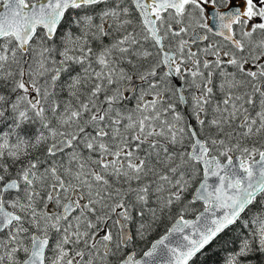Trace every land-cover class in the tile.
<instances>
[{
  "label": "rangeland",
  "instance_id": "1",
  "mask_svg": "<svg viewBox=\"0 0 264 264\" xmlns=\"http://www.w3.org/2000/svg\"><path fill=\"white\" fill-rule=\"evenodd\" d=\"M128 5L127 0H115L113 8L104 10L106 14L92 16L89 9L80 7L68 14L52 40L44 31L36 34L20 63L17 81H13L18 87L16 96H0V204L21 217L20 222L0 233V264H21L29 252L27 201L35 196L28 186V171L37 177L32 183L34 188L47 187L48 200L53 188L58 191L59 202L74 190L81 192L88 203L79 213L81 225H87L85 219L97 226L111 218L109 229L114 236L118 235L116 217L123 219L132 227L134 248L144 245L159 222L168 218L172 203L180 206H174L179 210L191 209L186 195L196 187L193 183L199 165L188 156L192 139L187 119L174 105L179 103L177 94L173 103L156 102V94L162 93L167 84L161 77L154 46ZM199 9L192 7L185 17L169 15L175 25L182 27L178 35L184 37L190 26H199ZM256 45L260 49L252 74L241 65V71H246L243 75L253 80L240 81L241 74L230 72V77L238 73V81L233 80L236 88L216 80L214 91L199 78L202 70L192 69L189 103L194 108V119L197 112L202 113L197 119L200 136L211 154L222 161L233 153L251 161L264 150V94L259 89L264 77V64H260L264 39ZM16 50L18 46H3L1 62L9 59L15 63ZM176 51V61L189 52L181 44L176 45ZM140 61L144 72L158 68L155 79H149L150 89L144 88L153 101L139 98L131 104L132 111H124L117 103L130 104L121 102L119 94L124 96L125 81L141 68ZM27 122V126L34 124L40 129L37 140L46 151L62 138L71 144L64 157H54L45 173L36 163H30L33 147H29L24 133L17 132L16 127ZM8 128L11 132L6 131ZM22 161L25 165L16 166ZM12 177L19 179L21 191L3 193L2 186ZM44 180L46 184L41 182ZM257 207L239 220L238 249L226 255L221 264H250L240 256L264 253V193ZM45 219L46 236L50 238L46 264H104L107 240L95 242V254L90 255L85 234L76 228L77 218L63 223L61 214L47 213ZM55 219L61 226L50 222ZM119 247L118 235L113 259L120 257Z\"/></svg>",
  "mask_w": 264,
  "mask_h": 264
},
{
  "label": "water",
  "instance_id": "2",
  "mask_svg": "<svg viewBox=\"0 0 264 264\" xmlns=\"http://www.w3.org/2000/svg\"><path fill=\"white\" fill-rule=\"evenodd\" d=\"M99 1L39 0L25 4V0H4L0 3V40L13 37L18 48L25 53L37 29H43L47 38L52 39L68 9L80 5H91ZM131 1L150 36L161 50L165 72L174 77L170 63L171 54L162 48V40L156 32L150 7L154 5L159 10L171 8L179 12L183 6V0ZM231 10H224L223 13L208 11L211 16V25L215 24L224 29L225 23H219L221 14L226 16ZM198 39L195 36L192 38V40ZM139 83L140 78H133L123 91L126 95L130 94ZM176 86L180 104L185 107L186 95L183 84L176 81ZM260 91L264 94V79L260 84ZM189 131L193 143L188 156L199 164L202 170V178L192 193L191 201L202 204L204 209L192 218L182 216L176 218L167 232L154 240L139 257L134 258L135 253L129 252L119 264H188L221 233L231 227L253 200L264 192V151H261L258 158L249 164L236 154H230L227 160L221 161L216 156L210 155L206 142L199 137L191 122ZM69 147L68 139L63 138L50 147V153L56 154ZM27 174V178L30 179V172ZM18 189L19 183L16 179L8 180L2 186V191L5 193L17 192ZM73 210L72 201H68L62 209L63 216L69 217ZM17 219L16 214L2 205L0 233ZM118 228L120 243L126 246L132 238L131 229L122 221L118 222ZM46 244V239L36 238L35 240L34 236L31 255L22 264H45Z\"/></svg>",
  "mask_w": 264,
  "mask_h": 264
},
{
  "label": "flooded vegetation",
  "instance_id": "3",
  "mask_svg": "<svg viewBox=\"0 0 264 264\" xmlns=\"http://www.w3.org/2000/svg\"><path fill=\"white\" fill-rule=\"evenodd\" d=\"M39 0H25V3H32L37 2ZM115 0L108 1V0H100L92 5H85V6H76L73 9L67 11L62 21V24L65 22L66 17L70 12L78 10L80 7L85 9H89L88 14L90 16L100 14L101 12H105V9L113 8ZM128 8L131 10L132 14L134 15V19L140 24L141 28L143 29L145 35L147 36V40L153 44L154 50L157 53V59L159 62V66L161 69V77L165 80L167 86L162 89V93H157L155 100L156 102H164L168 100L167 94L171 95V98H175V94H177V86L176 81L183 84L184 93L186 95V106L182 107L183 114L186 115L187 122L191 121L192 123L195 122L197 119H201V114L197 112V119H194V109L190 108V92L189 90L192 84L190 83V78L194 73L192 69L197 68L201 69L202 72L199 74V78H203V84L209 86L212 90H214V82H224V85H235L234 81H238V73L241 74L240 81H252L253 79L246 78L243 73L244 70L241 71V65L244 64L249 71V75L252 74L254 71L253 69L256 68L254 66L255 56L259 52L260 46L256 45V41H261L264 39V0H183V6L179 12L175 11L171 8H165L159 10L156 6L152 5L150 7V12L154 17L155 28L158 36L161 37L162 40V48L164 51L171 54V61L172 64V72L174 77L169 76L165 72V67L163 65V57L161 54V50L150 36L149 32L147 31L145 25L143 24L138 12L135 10L133 3L131 0H127ZM199 6V13L201 11V18L200 24L198 27L190 26L188 28L187 33L185 36L178 35L182 27L181 25H175V21L169 16L173 15L174 17H185L188 11L192 10V7ZM232 9L228 14L225 16L223 14L221 19L219 20L220 24H224V29L219 28L217 25H211L210 18L211 16L208 14V11H218L219 13H223L224 10ZM215 13V12H214ZM217 13V12H216ZM213 21V20H212ZM214 22V21H213ZM229 23V24H227ZM60 25V27L62 26ZM218 24V25H220ZM59 27V28H60ZM178 37L177 39L175 37ZM198 37V40H192L193 37ZM47 38V37H46ZM49 40V39H48ZM52 40V39H50ZM175 44V48L173 50L172 46ZM183 45V48L187 50L188 55L184 56V58L179 61H176L177 51L176 45ZM264 57V55H263ZM260 64H264V58L260 61ZM141 68L137 70L135 73L131 74L129 78L126 79L125 85L123 88L133 79V78H140V83L135 87L132 93L130 94H119L121 102L130 104V105H123L117 103V107L124 108V111L127 109H131V104H134L139 98L143 101H153V96L146 91V89H150L149 79L154 80L153 77L154 73L158 70V68H148L145 72L142 70V62H139ZM238 72L235 74V77H230V72ZM151 74V75H150ZM198 76V75H197ZM201 76V77H200ZM264 79V77H263ZM262 79V81H263ZM234 80V81H233ZM261 84V83H260ZM212 85V86H211ZM238 86V84L236 85ZM122 88V91H123ZM146 88V89H144ZM233 88H236L233 86ZM143 89V90H141ZM239 89V88H238ZM260 89V85H259ZM141 90V91H140ZM140 91V92H139ZM144 91H146V95H144ZM165 92L166 95H165ZM142 97V98H141ZM155 102V103H156ZM173 103V102H172ZM176 103V102H175ZM174 103V104H175ZM180 104V103H179ZM198 121V120H197ZM63 139V138H62ZM70 148V147H69ZM67 148V150L69 149ZM65 150V151H67ZM64 150L58 152L56 154H50L53 158H60L64 157L66 152ZM50 153V152H49ZM50 166L45 167L49 169ZM44 173L46 170L40 169V171ZM42 173V172H41ZM42 176L44 174L42 173ZM14 178V177H12ZM65 179L68 176H64ZM11 179V178H10ZM19 189L20 190V182L19 179ZM28 186L30 185V193L31 195L35 196V199L29 198L27 202H29V210L27 212V220L25 221L26 232L29 233V239L27 245L29 246V252L24 257L23 261L26 260L31 255V249L33 246V240L35 236L36 238L46 239L47 244L45 246L44 252V262L46 264V260L48 258V248L50 243V238L47 237L46 232V225L48 222L45 219L47 213L56 215L61 214L62 222H69L73 218H77L76 220V228L80 234H85V240L88 241V248H90V255L91 253L95 254L94 245L95 242L98 244L101 241H105V246L103 250V260L104 264H119L120 261L129 253L134 252V258L139 257L135 251L131 250L132 248V241H133V230L130 225H128L123 219L116 217V225L119 235V228L118 222L122 221L124 225H128L132 232V238L127 242L126 246H122L120 243V236H119V243H120V250L121 254L116 258L113 259V252L116 251L117 244H118V235L112 236L111 229H109V222L111 218H108L104 223H98L97 226L93 224L92 221L86 220L85 222L87 225H81L82 219L80 218V212L85 210V207H88L87 199L81 194L80 191L74 190L70 197L66 200L61 199L59 202L58 199V191L53 188L51 190V194L49 196L50 200H48L47 192L48 189L45 186H41L40 188H34L32 183L37 181V177H34L32 173H30V179L27 178ZM45 183L46 181H41ZM46 184V183H45ZM17 192H8V194H16ZM68 201H72V207L74 208L71 215L67 218L63 216V207L65 203ZM4 204H0L1 206ZM5 207V206H4ZM88 209V208H87ZM10 211V210H8ZM18 216V219L13 221L12 224L21 221V217L19 214L10 211ZM117 216V215H115ZM26 219V216H25ZM81 220V222H80ZM50 222L57 223V219L51 220ZM11 224V225H12ZM10 225V226H11ZM86 226V227H85ZM79 234V235H80ZM112 239V241H111ZM100 241V242H97ZM108 255V256H107ZM86 258L88 257L84 254ZM121 259V260H120ZM120 260V261H119ZM22 261V262H23ZM21 262V264H22ZM116 262V263H115ZM93 264H97L94 262Z\"/></svg>",
  "mask_w": 264,
  "mask_h": 264
},
{
  "label": "trees",
  "instance_id": "4",
  "mask_svg": "<svg viewBox=\"0 0 264 264\" xmlns=\"http://www.w3.org/2000/svg\"><path fill=\"white\" fill-rule=\"evenodd\" d=\"M59 29L56 35L59 34L60 32ZM36 34L37 35L41 34V30H38ZM3 46H8V48H13V49H16L17 47L15 40L11 37L0 40V50L3 48ZM16 54H17L16 58L18 59L15 61V63H11L9 59L5 63H2L0 60V70L1 68L3 69L0 71V96L1 97L7 98V97H13L14 95L16 96L17 86L13 83V81H17L18 73L21 70L20 63L23 62L22 59L25 56V54H23L19 50H16ZM16 66H19V69L18 68L16 69L15 68ZM167 97H168L169 102L171 103L174 102V99L171 98L170 94H167ZM175 104L177 105L176 106L177 109L182 110V107L179 103L178 104L175 103ZM190 108L194 109L193 107H190ZM130 110L127 109V111H130ZM183 116L187 118L185 114H183ZM197 122L198 121L195 120V122H193V125L198 135L200 136V132L197 127ZM27 124L29 123L27 122V123H22L18 125L16 127L17 132L24 133L26 135L25 138L27 139L26 140L27 143L30 144L29 147L30 148L33 147V149L31 150L32 156L30 159V163H36L39 167V170L40 169L45 170L47 169L45 167L52 165L54 158L49 153V150H48L49 147L47 148V151H46V147L43 145H40L41 142H38L37 140V135L39 134L40 129L34 124H30L29 126H27ZM187 125H188V122H187ZM11 130L12 129H9V128L6 129V131L8 132H11ZM22 164L25 165V162L24 161L18 162L16 166L18 165L21 166ZM12 172H15V170L12 169ZM201 177H202V174H201V169L199 167L197 178H196V181L193 183V185H197L198 182L201 180ZM191 195L189 193L186 195V200L189 201L190 203L189 208L191 207V209H186V210L180 209L179 210L177 208H174V206L178 208H180V206L178 205L173 206V203H172L170 205L171 210L169 211L168 218H164L159 222L157 229H155L154 232L147 237L146 239L147 241L144 243V245L143 244H140L139 246L137 245L138 248L137 246L136 248L132 246L131 250L137 252L136 253L137 255L142 254L154 240H156L157 238H159L160 236H162L163 234L167 232L168 227L172 224V222L176 218L180 216L184 218H192L197 213H199L203 209V206L199 203H192ZM259 197L256 198L251 203V205L246 209L244 214L231 227H229L227 230L221 233L209 246H207L201 253L196 255L188 264H221L226 255H229L235 252L238 249L239 237H240V231L238 230L239 220L245 217L248 213H250V211L253 212L254 210L258 208L257 205H258ZM240 260L247 261L250 264H264V253H250L248 255H243V256H240Z\"/></svg>",
  "mask_w": 264,
  "mask_h": 264
},
{
  "label": "bare ground",
  "instance_id": "5",
  "mask_svg": "<svg viewBox=\"0 0 264 264\" xmlns=\"http://www.w3.org/2000/svg\"><path fill=\"white\" fill-rule=\"evenodd\" d=\"M3 39H5V38H3ZM3 39H1V40H3ZM48 39V38H47ZM53 39V38H52ZM50 40V39H49ZM59 41V40H58ZM41 42V41H40ZM58 44V43H57ZM57 46V45H56ZM59 46V45H58ZM64 46V45H63ZM20 50V49H19ZM21 51V50H20ZM27 51H28V49H27ZM27 51L24 53V52H22L23 54H26L27 53ZM49 55V54H48ZM69 61V60H68ZM84 66V65H83ZM86 70V69H85ZM84 73V72H83ZM86 74V73H85ZM79 75V74H78ZM89 75V74H88ZM90 78V77H89ZM57 79V78H56ZM84 79V78H83ZM90 80V79H89ZM84 83V82H83ZM88 83V82H87ZM90 86H91V84H90ZM89 88V87H88ZM215 91V90H214ZM241 101V100H240ZM244 101V100H243ZM103 102V101H102ZM99 103V102H98ZM80 104V103H79ZM76 107V106H75ZM104 109V108H103ZM255 109V108H254ZM258 110V109H257ZM254 111V110H253ZM223 121V120H222ZM87 129V128H86ZM88 130V129H87ZM224 130H225V128H224ZM223 130V131H224ZM45 131V130H44ZM49 140V139H48ZM59 140V139H58ZM69 141V140H68ZM86 141V140H85ZM70 143V142H69ZM52 146V145H51ZM50 146V147H51ZM70 146H71V144H70ZM178 146V145H177ZM50 147L48 148V150H49V152H50ZM67 150V149H66ZM65 151V150H64ZM51 154V153H50ZM52 155V154H51ZM67 156V155H66ZM73 158V157H72ZM91 160V159H90ZM59 165V164H58ZM69 167V166H68ZM71 167V166H70ZM3 170V169H2ZM1 173V172H0ZM3 173H5V172H3ZM123 178V177H122ZM102 189V188H101ZM21 191V190H20ZM19 193V192H18ZM112 197V196H111ZM18 198V197H17ZM20 202V201H19ZM84 225V224H83ZM3 245V244H2ZM87 251V250H86ZM100 254V253H99ZM108 256V255H107ZM121 260V259H120ZM119 260V261H120Z\"/></svg>",
  "mask_w": 264,
  "mask_h": 264
}]
</instances>
